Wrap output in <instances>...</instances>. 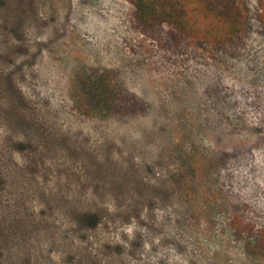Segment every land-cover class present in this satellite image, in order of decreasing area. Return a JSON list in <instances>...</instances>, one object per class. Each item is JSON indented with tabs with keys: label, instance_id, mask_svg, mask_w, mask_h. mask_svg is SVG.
I'll use <instances>...</instances> for the list:
<instances>
[{
	"label": "rangeland",
	"instance_id": "obj_1",
	"mask_svg": "<svg viewBox=\"0 0 264 264\" xmlns=\"http://www.w3.org/2000/svg\"><path fill=\"white\" fill-rule=\"evenodd\" d=\"M243 2L217 45L130 0H0L3 263L264 264V25Z\"/></svg>",
	"mask_w": 264,
	"mask_h": 264
},
{
	"label": "trees",
	"instance_id": "obj_2",
	"mask_svg": "<svg viewBox=\"0 0 264 264\" xmlns=\"http://www.w3.org/2000/svg\"><path fill=\"white\" fill-rule=\"evenodd\" d=\"M137 19L143 25L168 22L179 33L195 39L207 40L215 44L232 41L245 28L247 13L243 0H130ZM261 10L259 18L264 25V0H257ZM12 77L0 72V94L16 92ZM2 110L0 109V119ZM8 149L0 147V264L7 257L6 246L14 237L12 211L4 205L6 172L2 156ZM14 209V208H12ZM23 224H26L23 218ZM26 227V226H25ZM7 259V258H5ZM10 259V258H8ZM7 259V260H8ZM7 262V261H5ZM11 264V263H10Z\"/></svg>",
	"mask_w": 264,
	"mask_h": 264
}]
</instances>
